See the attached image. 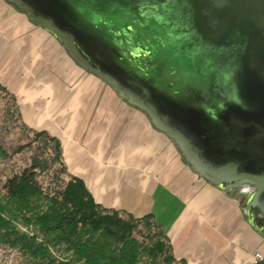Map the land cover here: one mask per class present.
Returning a JSON list of instances; mask_svg holds the SVG:
<instances>
[{
    "label": "water",
    "instance_id": "1",
    "mask_svg": "<svg viewBox=\"0 0 264 264\" xmlns=\"http://www.w3.org/2000/svg\"><path fill=\"white\" fill-rule=\"evenodd\" d=\"M244 202L264 238V0H8Z\"/></svg>",
    "mask_w": 264,
    "mask_h": 264
},
{
    "label": "crops",
    "instance_id": "2",
    "mask_svg": "<svg viewBox=\"0 0 264 264\" xmlns=\"http://www.w3.org/2000/svg\"><path fill=\"white\" fill-rule=\"evenodd\" d=\"M0 86L22 124L59 140L65 180L98 208L152 217L187 264H255L264 238L244 202L200 176L173 140L8 0H0Z\"/></svg>",
    "mask_w": 264,
    "mask_h": 264
},
{
    "label": "trees",
    "instance_id": "3",
    "mask_svg": "<svg viewBox=\"0 0 264 264\" xmlns=\"http://www.w3.org/2000/svg\"><path fill=\"white\" fill-rule=\"evenodd\" d=\"M35 135L53 143L52 160L60 163L65 172L59 140L47 132L35 131ZM6 156L7 151L0 144V157ZM33 167L42 166L36 162ZM33 169L8 180L6 201H0L1 244L48 264H187L185 260H176L169 239L154 225L151 216L127 219L117 212L98 208L80 179L66 181L59 196L50 199L48 210L23 218L25 211L32 210L30 200L42 194ZM18 222L34 227L44 239L20 231ZM143 222L154 231L148 243L134 235ZM61 244L66 245L67 252H72L71 259L57 261L52 248ZM255 264H264V260Z\"/></svg>",
    "mask_w": 264,
    "mask_h": 264
},
{
    "label": "rangeland",
    "instance_id": "4",
    "mask_svg": "<svg viewBox=\"0 0 264 264\" xmlns=\"http://www.w3.org/2000/svg\"><path fill=\"white\" fill-rule=\"evenodd\" d=\"M0 144L7 151L6 157H0V201L5 202L8 189V180L33 169L35 163L42 167L33 169L36 179L41 187L42 194L30 200L31 211H25L23 218H32L36 213H43L50 206V199L59 196L65 185V174L60 163H54L53 143L37 138L35 132L26 128L17 112L13 98L0 87ZM244 202V198L242 199ZM17 228L30 235H37L43 240V234L34 227L25 226L18 222ZM154 234L144 222L140 223L134 235L141 241L148 243L149 236ZM57 261L72 258V252L66 251V245L61 244L52 248ZM0 264H48L35 261L17 248L0 243Z\"/></svg>",
    "mask_w": 264,
    "mask_h": 264
},
{
    "label": "flooded vegetation",
    "instance_id": "5",
    "mask_svg": "<svg viewBox=\"0 0 264 264\" xmlns=\"http://www.w3.org/2000/svg\"><path fill=\"white\" fill-rule=\"evenodd\" d=\"M255 187L252 185H244L238 190H235L232 194L240 197L242 200L244 198V202L249 198V196L255 191Z\"/></svg>",
    "mask_w": 264,
    "mask_h": 264
},
{
    "label": "built area",
    "instance_id": "6",
    "mask_svg": "<svg viewBox=\"0 0 264 264\" xmlns=\"http://www.w3.org/2000/svg\"><path fill=\"white\" fill-rule=\"evenodd\" d=\"M260 260H263V255L261 254V252L257 251L256 253V263Z\"/></svg>",
    "mask_w": 264,
    "mask_h": 264
}]
</instances>
